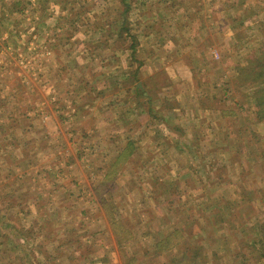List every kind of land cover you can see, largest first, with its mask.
<instances>
[{"label": "rangeland", "instance_id": "obj_1", "mask_svg": "<svg viewBox=\"0 0 264 264\" xmlns=\"http://www.w3.org/2000/svg\"><path fill=\"white\" fill-rule=\"evenodd\" d=\"M52 6L0 27V264H264V0Z\"/></svg>", "mask_w": 264, "mask_h": 264}, {"label": "crops", "instance_id": "obj_2", "mask_svg": "<svg viewBox=\"0 0 264 264\" xmlns=\"http://www.w3.org/2000/svg\"><path fill=\"white\" fill-rule=\"evenodd\" d=\"M54 1H57V4L60 5V10H63V6H64V1H67V0H0V20L2 21V24L0 25V27H4V25L6 24L7 27L5 28V31H7V29H11V32H13V29L16 30V32H22V30L24 29H21L19 28V26H23L20 24L19 20L20 18H23L24 14H27L29 17H28V20H30L31 16L32 15H36V14H40V16L42 17V19L44 20L42 23L44 25L45 23V20L48 19L50 17V10L52 9L53 10V2ZM104 0H94V8H97L100 10V4L103 2ZM108 1V4L111 5L113 4V2H117L118 1V4H122V2L124 0H107ZM120 14V13H119ZM126 14V12H123V16ZM96 15L95 18L98 19V15L99 14H94ZM115 16V15H114ZM117 17V16H115ZM115 19V18H112V20ZM120 19V18H119ZM6 20H9V21H14L13 23H6ZM16 21V22H15ZM118 21V20H117ZM116 23V22H115ZM13 27V28H11ZM1 29L0 28V36H2V33L1 32ZM49 29L44 25V28H43V32H44V35L45 36H50L49 34ZM28 35L24 36V37H27ZM10 37L8 36L7 39H9ZM51 45V43H49ZM93 44V42H92ZM91 44H89V46L86 47L89 48ZM25 46L28 47V44H26ZM93 46V45H92ZM61 47V46H60ZM97 49H99L98 51H101L102 50V46H98L96 47ZM24 48L23 47H20L19 45L17 46V50L16 51H22ZM47 50L46 53H51V48H45ZM22 63H25L24 61ZM2 62H0V70H4L2 67H1ZM2 80L0 79V82ZM141 88V87H140ZM100 92V91H99ZM145 95V93H144Z\"/></svg>", "mask_w": 264, "mask_h": 264}, {"label": "trees", "instance_id": "obj_3", "mask_svg": "<svg viewBox=\"0 0 264 264\" xmlns=\"http://www.w3.org/2000/svg\"><path fill=\"white\" fill-rule=\"evenodd\" d=\"M138 93H139V90H138ZM143 94V93H142ZM258 105H259V102H258ZM259 112V111H258ZM244 181H245V179H244ZM164 239H166V238H164ZM176 241V240H175ZM255 241V242H254ZM173 243H175V242H173ZM186 243V242H185ZM262 244H264V240H263V238H262V236H260L259 238H255L254 240H252V242H251V246H252V248L254 249V252L259 256V258L261 259V257L262 258H264V245H262ZM182 245H184L183 243H182ZM157 247H158V252H160L161 251V248L163 247V242H162V240L161 241H159V243L157 244ZM157 249V248H156Z\"/></svg>", "mask_w": 264, "mask_h": 264}]
</instances>
